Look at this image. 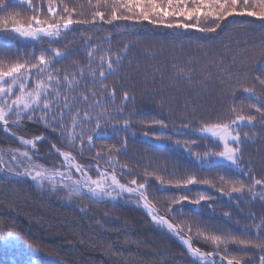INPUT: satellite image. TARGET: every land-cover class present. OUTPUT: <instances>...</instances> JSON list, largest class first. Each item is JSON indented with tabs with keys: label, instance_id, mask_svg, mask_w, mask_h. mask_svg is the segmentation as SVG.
I'll return each mask as SVG.
<instances>
[{
	"label": "snow or ice",
	"instance_id": "1",
	"mask_svg": "<svg viewBox=\"0 0 264 264\" xmlns=\"http://www.w3.org/2000/svg\"><path fill=\"white\" fill-rule=\"evenodd\" d=\"M18 3L26 5L32 15L24 17L20 12L10 10L13 0H0V32L13 38L47 42L48 48L39 55L29 53L26 58H21L19 52L15 59L0 57V130L20 145L16 148L0 147V177L5 180L9 177L28 179L42 192L62 193L69 202L75 200L79 203L86 199L96 204L135 194L137 204L142 205L151 220L174 234L186 246L190 258L199 264H217V260L219 264H264V216L257 220L256 214L252 213L244 218L249 223L243 226V238L231 232L210 234L198 230L196 235L213 245L214 250L206 252L193 246L192 224H180L169 214L174 211L172 205H182L185 201L200 205L214 197L202 190L196 197L174 196L165 214L161 215L154 198H150L147 191L151 186L147 178L155 177L160 185L174 188L206 185L229 199L236 194L238 201L247 198L264 204V173H257L250 160L245 162L242 147L258 135L252 132L257 124L261 125L259 132H264V74L251 77L246 70L237 74L231 65L224 67L223 55L210 58L207 64L217 69L222 94L235 101L238 89L244 93L240 105L234 102L228 108L227 116L215 119H198L195 109L185 111L181 114L180 123L177 125L173 119L171 127L165 119L153 120L151 126L159 127L150 137L156 142L152 147L166 148L171 144L188 154L190 166L182 169L186 173L184 176L175 179L165 180L155 168L152 171L146 168L143 181L133 176L122 183L116 166L119 165L122 171L128 169V165L120 164L117 154L126 149V140L119 147L105 145L96 151L92 156V160L97 162L95 177L90 174L91 166L80 163L74 153L83 155L86 151L91 152L95 148L94 140L105 138L104 128L111 121L120 124L119 116L127 102L135 99L125 90L118 104L117 86L109 87L107 83L110 77L118 74L130 46L125 44L121 49H103L99 44L90 43L92 37L89 36L83 41L87 47L86 62L73 61L71 69L57 67L71 55L67 42L53 47L73 31V25L92 29L103 25L120 28L121 25L115 23L118 21L129 22V27L146 21L169 29H194L211 34L221 29L229 17L246 16L259 21V27L264 29V0H87V11L84 4L46 0V13L44 0L35 3L34 0H18ZM244 51L247 53L248 49ZM251 55L264 62V36L259 44L252 46ZM235 63L236 55L233 54L231 64ZM173 67L177 79L192 83L193 67L176 64ZM202 72L203 80L196 83L206 89L213 73L209 67H204ZM89 80L91 87L87 83ZM81 88L85 91L77 95ZM101 96L107 99V104L101 103ZM130 121L131 115L124 118L120 130L127 131L131 127ZM29 123L41 124L57 133L61 144L50 143V148L62 157L59 165L48 166L35 159L38 142L47 138L44 135L29 138L23 134ZM245 126L249 131H244ZM113 129L116 130L115 125ZM144 135L148 137L149 133ZM101 160L106 162V167H100L98 162ZM225 165L240 169L243 177L198 175ZM87 210V206L80 208L81 212ZM224 215L231 219L230 213L225 212ZM6 227H0V246L19 248L23 245L33 253L39 251L17 231L5 230ZM229 245H239L238 251H243V255H231ZM27 264H37V261L29 255Z\"/></svg>",
	"mask_w": 264,
	"mask_h": 264
},
{
	"label": "trees",
	"instance_id": "2",
	"mask_svg": "<svg viewBox=\"0 0 264 264\" xmlns=\"http://www.w3.org/2000/svg\"><path fill=\"white\" fill-rule=\"evenodd\" d=\"M35 2L37 0H34ZM67 2L84 4L87 11V0ZM43 9L46 13V0ZM10 10L20 12L24 17L32 15L27 6L20 5L18 0H13ZM115 23L121 27L103 25L92 29L89 26L73 25V31L69 32L60 44L53 45L62 46L67 42L71 55L57 67L68 69H71L73 61L86 62L87 47L83 41L89 36L92 37L90 43L99 44L103 49H121L125 44L130 46L118 74L110 77L107 83L109 87L117 86L118 104L125 90L135 99L127 102V107L119 116L120 124L111 121L104 128L105 138L94 140L95 148L91 152L74 154L80 163L91 166L90 174L95 177L93 165L97 162L92 160V156L96 151L105 145L115 144L119 147L126 140V149L117 154L120 164L128 165V169L122 171L119 165L116 166L117 176L122 182L126 183L133 176L143 181L146 168L148 171L155 168L157 174L165 180L182 177L186 174L182 169L190 166V157L171 144L166 148L152 147L156 142L150 137L159 126H151V122L165 119L171 127L174 119L178 125L181 114L193 109L198 119L227 116L228 108L234 102L239 106L244 93L238 89L235 101L224 96L219 86V73L207 62L210 58L223 55L224 67L231 65L234 73L239 74L246 70L251 77L264 74V62L258 57L252 58L251 55L252 46L259 44L264 36V29L259 27V21L246 16L229 17L222 23L221 29L211 34L194 29H169L146 21L133 27L127 26L129 22ZM47 48V42L22 40L0 32V57L6 60L15 59L17 52L21 58H26L29 53L39 55ZM246 48L247 53L244 51ZM233 54L236 55L234 65L231 64ZM174 64L195 69L192 72L191 84L175 77ZM204 67H209L213 73L206 89L196 83L203 80ZM241 79H244L243 76ZM87 83L89 87L92 86L90 80ZM84 91L85 89L81 88L76 94ZM100 100L101 103H108L104 96H101ZM81 107L85 105L81 104ZM130 115L131 127L127 131L120 130L124 118ZM260 127L261 125L257 124L256 128L252 129V132H257L258 135L246 141L242 147L245 162L250 160L257 173H264V132H259ZM244 131H249V127L245 126ZM145 132L149 133L148 137H145ZM23 134L29 138L32 135H44L47 138L38 142L35 159L40 163L48 166L61 163L62 157L50 148V143H56L58 146L61 144L57 133L41 124L29 123L25 126ZM0 147L16 148L20 145L17 140L0 130ZM98 163L103 167L107 166L104 160ZM217 174L243 177L242 171L231 165L213 169L211 172L198 173L203 177H215ZM147 182L151 185L147 190L148 195L154 198L162 215L174 196L184 194L196 197L198 191L202 190L214 197L213 200L201 202L200 205L187 201L182 205H172L174 211L169 214L180 224H192V240L206 252L213 251V245L203 237L197 236L198 230L210 234L231 232L241 236L243 226L249 223L245 217L255 213L256 219L259 220L264 216V204L259 200L252 202L242 198L238 201L235 199L236 194H233V199H229L206 185L174 188L158 184L155 177H148ZM161 188L164 190L160 191ZM84 206H87L88 210L81 212L80 208ZM225 212L230 213L231 219L225 217ZM3 226H7L5 230L17 231L39 251L33 253L23 245L19 248L0 246V264H27L29 255L37 264H199L190 258L179 239L153 223L143 209L129 197L96 204L86 199L79 203L75 200L69 202L62 193L42 192L28 179L9 177L5 180L0 177V227ZM228 247L231 255H243V251H238L239 245ZM252 258L255 259V256ZM217 262L219 263L218 260Z\"/></svg>",
	"mask_w": 264,
	"mask_h": 264
},
{
	"label": "rangeland",
	"instance_id": "3",
	"mask_svg": "<svg viewBox=\"0 0 264 264\" xmlns=\"http://www.w3.org/2000/svg\"><path fill=\"white\" fill-rule=\"evenodd\" d=\"M22 40H30V39H22ZM96 166H97V164H94V165H93V168H94L95 171H96ZM100 167L103 168L101 165H100ZM133 201H134V203H135L136 205H138L137 202H136V198H134ZM138 206H141V205H138Z\"/></svg>",
	"mask_w": 264,
	"mask_h": 264
},
{
	"label": "water",
	"instance_id": "4",
	"mask_svg": "<svg viewBox=\"0 0 264 264\" xmlns=\"http://www.w3.org/2000/svg\"><path fill=\"white\" fill-rule=\"evenodd\" d=\"M194 246V245H193ZM195 247V246H194Z\"/></svg>",
	"mask_w": 264,
	"mask_h": 264
}]
</instances>
